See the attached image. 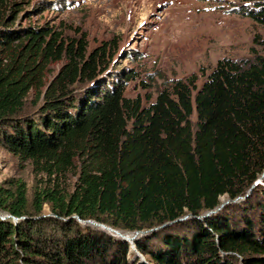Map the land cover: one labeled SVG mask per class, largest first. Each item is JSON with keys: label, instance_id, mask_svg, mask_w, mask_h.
<instances>
[{"label": "trees", "instance_id": "obj_1", "mask_svg": "<svg viewBox=\"0 0 264 264\" xmlns=\"http://www.w3.org/2000/svg\"><path fill=\"white\" fill-rule=\"evenodd\" d=\"M245 1L264 25V4ZM19 10L0 0V144L50 177L78 174L71 193L0 188V264H138L129 243L78 219L159 228L134 242L152 264H264V43L251 59L218 60L198 90L193 75L143 107L125 97L129 76L98 93L105 48L86 57L46 28L7 30ZM30 94L31 115L15 119Z\"/></svg>", "mask_w": 264, "mask_h": 264}, {"label": "rangeland", "instance_id": "obj_2", "mask_svg": "<svg viewBox=\"0 0 264 264\" xmlns=\"http://www.w3.org/2000/svg\"><path fill=\"white\" fill-rule=\"evenodd\" d=\"M11 1L18 5L20 12L7 30L23 32L28 28H46L59 36L64 48L71 47L72 51L80 53V48L85 47L86 57L96 49L105 48L102 63L108 68L95 83H99L98 93L103 94L105 83L111 87L113 82L129 76L132 80L125 86V97L139 98L143 107L150 106L158 93L169 89L175 81H184L193 75L198 90L222 58L251 59L255 54H262L264 25L243 14L246 9L256 7L254 2L245 0ZM258 2L264 4V0ZM66 63L67 59L63 58L59 63L51 64L48 79ZM196 91H193V97ZM33 98L34 94L27 98L26 116L15 119L31 115ZM191 120L196 121L195 113ZM77 174L78 169H72L65 175L50 177L30 162H20L0 144V188L13 190L16 182L21 181L29 198L36 189L52 188L55 184L71 193ZM263 178L264 173L259 181ZM255 184L245 197L227 200L224 205L241 203ZM0 216L10 218L7 214ZM43 216H51L47 205H44ZM145 235H139L137 239ZM134 242H127L133 253L130 261L152 264L136 250Z\"/></svg>", "mask_w": 264, "mask_h": 264}, {"label": "water", "instance_id": "obj_3", "mask_svg": "<svg viewBox=\"0 0 264 264\" xmlns=\"http://www.w3.org/2000/svg\"><path fill=\"white\" fill-rule=\"evenodd\" d=\"M229 201V200H228ZM211 213H213V212H209V213H207L205 216H202L201 218H203V217H206V216H209V214H211ZM1 217V216H0ZM5 217H1V219H4ZM187 218V216L184 218V219H186ZM78 219V218H77ZM14 220L15 221H17V218H14ZM78 221L81 223V224H88V225H91V226H93V227H96V228H99V229H101V230H103V231H106L107 233H109V234H111V235H115L116 237H119L120 239H122V240H124V241H127V242H131V241H133V240H136L137 239V237L139 236V235H142V234H145V233H147V232H152L153 230H157V229H159V228H156V229H153V230H150V231H146V232H144V231H137V232H134V233H129V234H131L132 236L131 237H128L127 235H124L123 233H121L120 231H118V230H115V229H112L111 227H108V226H106V225H104V224H101V223H97V222H95V221H91V220H88V221H81V220H79L78 219ZM166 225H164V226H161L160 228H162V227H165Z\"/></svg>", "mask_w": 264, "mask_h": 264}, {"label": "bare ground", "instance_id": "obj_4", "mask_svg": "<svg viewBox=\"0 0 264 264\" xmlns=\"http://www.w3.org/2000/svg\"><path fill=\"white\" fill-rule=\"evenodd\" d=\"M88 225V224H87Z\"/></svg>", "mask_w": 264, "mask_h": 264}]
</instances>
